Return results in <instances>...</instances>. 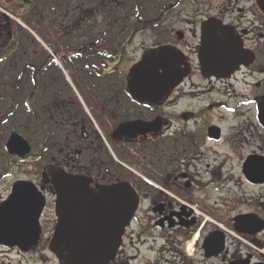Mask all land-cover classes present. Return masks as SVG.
Returning a JSON list of instances; mask_svg holds the SVG:
<instances>
[{
	"label": "flooded vegetation",
	"instance_id": "af4514ba",
	"mask_svg": "<svg viewBox=\"0 0 264 264\" xmlns=\"http://www.w3.org/2000/svg\"><path fill=\"white\" fill-rule=\"evenodd\" d=\"M127 1L0 0V203L18 182L44 199L0 264H60L55 172L135 190L109 264H264V0ZM162 48L163 79L131 72Z\"/></svg>",
	"mask_w": 264,
	"mask_h": 264
},
{
	"label": "water",
	"instance_id": "95a60500",
	"mask_svg": "<svg viewBox=\"0 0 264 264\" xmlns=\"http://www.w3.org/2000/svg\"><path fill=\"white\" fill-rule=\"evenodd\" d=\"M168 55L167 48L153 49L131 72L135 74L140 65H167ZM53 176L58 220L49 249L60 264H109L137 208L135 190L123 184L93 189L79 176L62 172ZM23 183L18 182L13 195L0 203V243L30 249L37 243L44 199L34 187L23 189Z\"/></svg>",
	"mask_w": 264,
	"mask_h": 264
},
{
	"label": "rangeland",
	"instance_id": "374dc122",
	"mask_svg": "<svg viewBox=\"0 0 264 264\" xmlns=\"http://www.w3.org/2000/svg\"><path fill=\"white\" fill-rule=\"evenodd\" d=\"M143 1H145L144 7H143L144 16L148 17V16H157L163 7L169 5V2L171 0H143ZM179 10H180L179 11L180 14L183 15V13H185L183 3L181 5V9H179ZM134 12H136V9L133 6L132 2L127 1V0H122V3L120 4V6H118L117 10L114 11L112 14L114 16H127V17H129V16H132ZM143 38H144V36H140L139 38H137V42H140L141 40H143ZM130 58H132V57H130ZM134 59H136V58H134ZM33 167H34V163L31 164V168L29 170L30 174H28V175L31 178H36L39 176L40 171H39V173H36L37 170L33 169ZM3 188H4L3 183H0V192L3 191ZM42 250L44 251V249H42ZM36 254H37V256H44V257H51L52 256V255L48 254L47 252H42V251L37 252ZM29 264H35V263L31 262ZM41 264H52V263L50 261H46V263H41Z\"/></svg>",
	"mask_w": 264,
	"mask_h": 264
},
{
	"label": "snow or ice",
	"instance_id": "6c2138e0",
	"mask_svg": "<svg viewBox=\"0 0 264 264\" xmlns=\"http://www.w3.org/2000/svg\"><path fill=\"white\" fill-rule=\"evenodd\" d=\"M158 68L163 69V72L155 73L156 78L157 79H163L164 75H166V73H167V69L165 68V66L163 64L158 65ZM145 107H148V105H145ZM248 163L255 166L257 164V161L256 160H250ZM259 163L264 164V161H259Z\"/></svg>",
	"mask_w": 264,
	"mask_h": 264
}]
</instances>
